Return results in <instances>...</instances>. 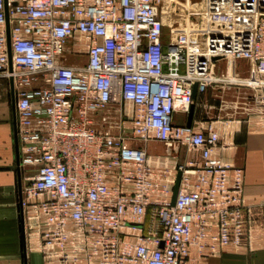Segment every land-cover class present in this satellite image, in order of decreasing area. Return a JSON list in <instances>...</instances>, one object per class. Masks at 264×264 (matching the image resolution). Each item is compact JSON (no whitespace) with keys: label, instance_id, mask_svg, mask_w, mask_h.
<instances>
[{"label":"built area","instance_id":"built-area-1","mask_svg":"<svg viewBox=\"0 0 264 264\" xmlns=\"http://www.w3.org/2000/svg\"><path fill=\"white\" fill-rule=\"evenodd\" d=\"M166 19L176 24L169 42ZM240 60L264 97V0H0L24 224L46 257L186 264L191 245L213 248L207 240L251 246L242 170L216 153L217 130L174 120L189 112L195 83L202 93L240 81ZM151 141L194 155L170 166Z\"/></svg>","mask_w":264,"mask_h":264},{"label":"crops","instance_id":"crops-1","mask_svg":"<svg viewBox=\"0 0 264 264\" xmlns=\"http://www.w3.org/2000/svg\"><path fill=\"white\" fill-rule=\"evenodd\" d=\"M175 27V23L166 19L162 33L164 42L175 37ZM224 66L225 59H219L215 72L219 74ZM250 75V62L240 60L237 64L240 81L229 85L217 80L205 92L197 93L191 125L196 129L217 130L220 141L216 153L243 172V197L252 227L251 246L221 247L207 240L213 248L207 247L205 254H201L197 245H191L186 264H264V97L244 81ZM125 108L131 109V104L126 103ZM3 114L0 108V264H59L45 256L37 232L27 225L26 255L23 256L18 181L12 166L13 161L15 164L13 111L10 120ZM174 120L186 124L188 113L176 111ZM148 149L151 156H160L170 166L194 155L181 148L167 150L158 141H151ZM176 175L174 172L175 179Z\"/></svg>","mask_w":264,"mask_h":264},{"label":"water","instance_id":"water-1","mask_svg":"<svg viewBox=\"0 0 264 264\" xmlns=\"http://www.w3.org/2000/svg\"><path fill=\"white\" fill-rule=\"evenodd\" d=\"M213 59L218 58V56H213L210 57ZM10 85L12 87V81H10ZM197 95V83L194 84L193 88V98H195ZM11 106H12V111H13V132H14V150H15V164H14V170L17 173V181H18V205H19V210H20V215H19V229L21 231V248L23 251V256L26 255V232H25V224H24V216H23V209L21 205V198H22V193H21V170L19 167L20 163V158H19V145H18V135H17V121H16V110H15V97L13 94H11ZM194 111V104H191L188 112V120L186 125L190 126L191 125V120H192V115ZM2 167H0L1 169ZM180 181H181V171L177 172L174 187H173V194H172V204L175 202V198L177 195V192L179 190L180 186Z\"/></svg>","mask_w":264,"mask_h":264},{"label":"rangeland","instance_id":"rangeland-1","mask_svg":"<svg viewBox=\"0 0 264 264\" xmlns=\"http://www.w3.org/2000/svg\"><path fill=\"white\" fill-rule=\"evenodd\" d=\"M8 91H9V82L8 80L3 77V76H0V108L3 110V115H4V118H7V119H11V100H10V96L8 94ZM126 111H131V109H128ZM123 134H126V136L130 135V127H131V123H130V120L127 119L125 121H123ZM182 150H185V148H181ZM12 166L14 167V161L12 163Z\"/></svg>","mask_w":264,"mask_h":264}]
</instances>
